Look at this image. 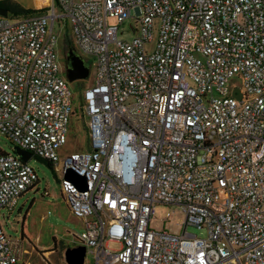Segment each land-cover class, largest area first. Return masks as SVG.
Here are the masks:
<instances>
[{
	"label": "built area",
	"instance_id": "2783aa9c",
	"mask_svg": "<svg viewBox=\"0 0 264 264\" xmlns=\"http://www.w3.org/2000/svg\"><path fill=\"white\" fill-rule=\"evenodd\" d=\"M57 17L96 58L82 93L90 149L65 156ZM0 132L14 145L0 148V264H22L23 238L3 224L38 182L16 147L52 163L82 221L72 242L94 264H264V0H51L0 15ZM158 203L184 210L180 232L151 228Z\"/></svg>",
	"mask_w": 264,
	"mask_h": 264
},
{
	"label": "rangeland",
	"instance_id": "374dc122",
	"mask_svg": "<svg viewBox=\"0 0 264 264\" xmlns=\"http://www.w3.org/2000/svg\"><path fill=\"white\" fill-rule=\"evenodd\" d=\"M21 5L33 6L34 0H19ZM51 0H35L36 6L34 9L48 7ZM56 15H60V8L56 5ZM14 14L8 13L11 17ZM113 21V20H111ZM125 35L129 36V26H123ZM54 30L58 35V43L56 45V52L58 61L61 67V75L65 78L64 67V49H67L64 39H70L71 30L70 25L64 17H57L54 23ZM120 34V33H119ZM154 42L147 43L146 49L151 50ZM75 48L80 52L83 59L89 65V75L85 79H77L68 81V85L73 93L72 114L67 126L66 142L60 147L59 154L65 156L71 152H82L90 149V135H89V116L82 111V93L89 87L95 78V56L91 53L83 52L76 44ZM230 87L233 85L240 86L241 78L234 75L229 81ZM14 145L6 136L0 132V148L5 151H12ZM37 173L38 182L34 188L26 192L20 199L12 211L10 216L3 224V229L6 233L12 235H22L24 239V247L26 252H41L39 248L43 246H50L55 250L52 253L55 257L63 255L66 247L76 245L72 242L70 232H80L83 230L82 221L78 220L70 212L69 206L61 192L60 177L53 167L46 161L38 159L32 155L27 161ZM6 211L3 210L2 213ZM8 216V212H6ZM25 216V218H24ZM24 219V221H23ZM185 219L184 210L173 204L158 203L155 206V214L151 220V228L161 230L163 228L171 232H180L182 230V223ZM187 231L196 236H204L205 232L194 226H188ZM54 238L57 243L54 245ZM111 248H118L119 242L110 241ZM25 252V253H26ZM44 259L34 257L38 264H48L47 258ZM48 261V260H47ZM59 264V258L56 261ZM84 264H94L93 257L88 254L85 258Z\"/></svg>",
	"mask_w": 264,
	"mask_h": 264
},
{
	"label": "water",
	"instance_id": "95a60500",
	"mask_svg": "<svg viewBox=\"0 0 264 264\" xmlns=\"http://www.w3.org/2000/svg\"><path fill=\"white\" fill-rule=\"evenodd\" d=\"M8 13L7 8L0 7V15L7 16ZM66 60L68 61V65L65 68V75L68 81L85 79L88 77L89 65L79 53L74 51L72 44L68 46ZM236 95L238 94L236 93ZM15 152L19 154L24 161H28L32 156L31 152L20 147H16ZM65 177L77 183L81 190L86 189V177L79 174L74 169L68 168L65 172ZM63 255L67 264H84L86 248L83 245L69 246L65 248Z\"/></svg>",
	"mask_w": 264,
	"mask_h": 264
},
{
	"label": "crops",
	"instance_id": "0c3cea01",
	"mask_svg": "<svg viewBox=\"0 0 264 264\" xmlns=\"http://www.w3.org/2000/svg\"><path fill=\"white\" fill-rule=\"evenodd\" d=\"M14 3H17L18 5L24 7V8H32L34 6H36L35 4V0H34V5L31 6V5H27V6H23L21 5V3L19 2V0H12ZM12 213V212H11ZM11 213H8L9 215L7 216L5 214V221L6 219L10 216ZM25 218V216H24ZM79 220V219H78ZM24 221V219H23ZM22 234V233H21ZM20 234V235H21ZM22 237V235H21ZM24 241V239H23ZM57 243V240L56 238H54V245ZM39 250L41 252H37V253H33V252H26L22 258V264H38L35 260H34V257L36 258H41V259H44L43 258V255H45V257L47 258L46 262L48 264H56V261L57 259L59 258V264H64V259H63V255H61L60 257H55L52 253H54L55 250L51 249L50 246H43L41 248H39Z\"/></svg>",
	"mask_w": 264,
	"mask_h": 264
},
{
	"label": "trees",
	"instance_id": "16d2710c",
	"mask_svg": "<svg viewBox=\"0 0 264 264\" xmlns=\"http://www.w3.org/2000/svg\"><path fill=\"white\" fill-rule=\"evenodd\" d=\"M0 7L7 8L8 12H12L14 15L26 14V13H30V12H36V11H45L47 9V7L40 8V9L24 8L20 5H18L17 3H14L12 0H0ZM64 42H65V44H67V47L69 45H71V40L67 37L64 39ZM37 158L41 159L43 161H46L51 167H53L52 163L49 162L48 160L43 159V158H39V157H37Z\"/></svg>",
	"mask_w": 264,
	"mask_h": 264
},
{
	"label": "flooded vegetation",
	"instance_id": "af4514ba",
	"mask_svg": "<svg viewBox=\"0 0 264 264\" xmlns=\"http://www.w3.org/2000/svg\"><path fill=\"white\" fill-rule=\"evenodd\" d=\"M74 51L77 52L76 49H74ZM67 52H68V47H67L66 50L64 49V66H63L64 69H65L66 66L68 65V61L66 60Z\"/></svg>",
	"mask_w": 264,
	"mask_h": 264
}]
</instances>
